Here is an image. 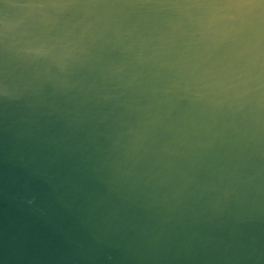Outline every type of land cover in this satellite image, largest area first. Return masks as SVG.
<instances>
[{"label": "water", "instance_id": "water-1", "mask_svg": "<svg viewBox=\"0 0 264 264\" xmlns=\"http://www.w3.org/2000/svg\"><path fill=\"white\" fill-rule=\"evenodd\" d=\"M0 264H264V0H0Z\"/></svg>", "mask_w": 264, "mask_h": 264}]
</instances>
